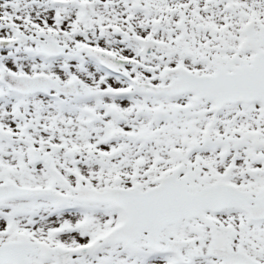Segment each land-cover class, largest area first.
Listing matches in <instances>:
<instances>
[{"label": "snow or ice", "instance_id": "snow-or-ice-1", "mask_svg": "<svg viewBox=\"0 0 264 264\" xmlns=\"http://www.w3.org/2000/svg\"><path fill=\"white\" fill-rule=\"evenodd\" d=\"M0 264H264V0H0Z\"/></svg>", "mask_w": 264, "mask_h": 264}]
</instances>
